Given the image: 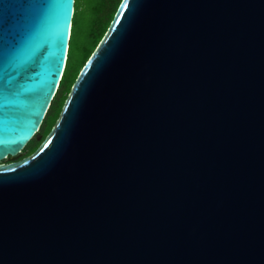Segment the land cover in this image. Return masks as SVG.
<instances>
[{
    "label": "water",
    "instance_id": "95a60500",
    "mask_svg": "<svg viewBox=\"0 0 264 264\" xmlns=\"http://www.w3.org/2000/svg\"><path fill=\"white\" fill-rule=\"evenodd\" d=\"M73 11L0 0V264H264V0H122L18 158Z\"/></svg>",
    "mask_w": 264,
    "mask_h": 264
},
{
    "label": "trees",
    "instance_id": "16d2710c",
    "mask_svg": "<svg viewBox=\"0 0 264 264\" xmlns=\"http://www.w3.org/2000/svg\"><path fill=\"white\" fill-rule=\"evenodd\" d=\"M121 1L122 0H74V11L65 67L44 119L52 110V105L56 100V111L58 114L61 111L64 101L79 71L103 37ZM69 60H71V62ZM42 123L38 129L39 133H43L42 138L41 140L35 138L30 148L26 146L29 152H33L47 135L50 126L43 132Z\"/></svg>",
    "mask_w": 264,
    "mask_h": 264
},
{
    "label": "rangeland",
    "instance_id": "374dc122",
    "mask_svg": "<svg viewBox=\"0 0 264 264\" xmlns=\"http://www.w3.org/2000/svg\"><path fill=\"white\" fill-rule=\"evenodd\" d=\"M90 1H92V0H90ZM70 62H71V60H69ZM56 104H57V100L53 103V105H52V110L50 111V113L47 115V117L44 119V121H43V123H42V131L43 132H45L48 128H49V126H50V128H49V130L52 128V126L54 125V123H55V117L57 116V114H58V112L56 111ZM49 130H48V132H49ZM39 132V131H38ZM47 132V133H48ZM42 135H43V133L41 132V133H39L38 134V136H39V138L37 139V140H41V138H42ZM35 138H32L29 142H28V144L26 145L27 146V148H30V146H31V144H32V142H33V140H34ZM27 148H26V150H23L22 151V154L18 157V158H21V157H23V156H26V155H29L30 153H32V152H29L28 150H27Z\"/></svg>",
    "mask_w": 264,
    "mask_h": 264
},
{
    "label": "flooded vegetation",
    "instance_id": "af4514ba",
    "mask_svg": "<svg viewBox=\"0 0 264 264\" xmlns=\"http://www.w3.org/2000/svg\"><path fill=\"white\" fill-rule=\"evenodd\" d=\"M23 150H26V147H25ZM23 150H22V151H23ZM9 161H10V159H9L8 157H6L2 162H3V163H7V162H9Z\"/></svg>",
    "mask_w": 264,
    "mask_h": 264
}]
</instances>
